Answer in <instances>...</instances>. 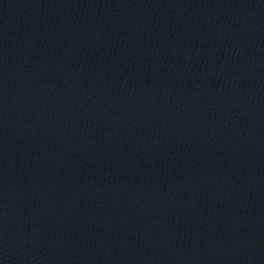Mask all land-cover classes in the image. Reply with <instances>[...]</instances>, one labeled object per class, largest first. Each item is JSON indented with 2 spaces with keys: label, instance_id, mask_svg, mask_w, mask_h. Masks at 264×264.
I'll return each mask as SVG.
<instances>
[{
  "label": "water",
  "instance_id": "obj_1",
  "mask_svg": "<svg viewBox=\"0 0 264 264\" xmlns=\"http://www.w3.org/2000/svg\"><path fill=\"white\" fill-rule=\"evenodd\" d=\"M0 264H264V0H8Z\"/></svg>",
  "mask_w": 264,
  "mask_h": 264
}]
</instances>
